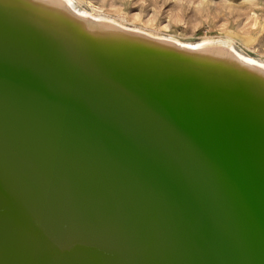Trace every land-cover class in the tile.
<instances>
[{
    "label": "bare ground",
    "instance_id": "1",
    "mask_svg": "<svg viewBox=\"0 0 264 264\" xmlns=\"http://www.w3.org/2000/svg\"><path fill=\"white\" fill-rule=\"evenodd\" d=\"M0 1L124 57L163 61L184 76L190 94L206 97L233 126L264 135V62L229 41L154 36L74 9L71 0ZM10 107L0 104L1 220L33 219L61 228L109 222L133 228L143 221L214 264H264V184L240 175L233 181L216 168L225 161L204 149L186 150L180 137L170 153L214 164L188 159L177 167L136 158ZM228 164L222 167L237 174Z\"/></svg>",
    "mask_w": 264,
    "mask_h": 264
},
{
    "label": "water",
    "instance_id": "2",
    "mask_svg": "<svg viewBox=\"0 0 264 264\" xmlns=\"http://www.w3.org/2000/svg\"><path fill=\"white\" fill-rule=\"evenodd\" d=\"M183 79L163 61L124 57L0 1L1 103L136 158L214 164L170 153L180 137L186 150L204 149L235 166L237 174L215 163L232 180L264 184V135L233 126L206 97L190 94ZM12 219L0 214V264H214L143 221L133 228L110 222L61 228Z\"/></svg>",
    "mask_w": 264,
    "mask_h": 264
},
{
    "label": "rangeland",
    "instance_id": "3",
    "mask_svg": "<svg viewBox=\"0 0 264 264\" xmlns=\"http://www.w3.org/2000/svg\"><path fill=\"white\" fill-rule=\"evenodd\" d=\"M74 9L181 42L227 40L264 62V0H71Z\"/></svg>",
    "mask_w": 264,
    "mask_h": 264
}]
</instances>
